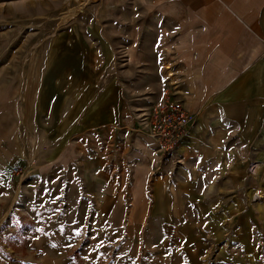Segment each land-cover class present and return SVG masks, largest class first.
I'll return each mask as SVG.
<instances>
[{"label":"crops","instance_id":"obj_1","mask_svg":"<svg viewBox=\"0 0 264 264\" xmlns=\"http://www.w3.org/2000/svg\"><path fill=\"white\" fill-rule=\"evenodd\" d=\"M174 1L138 6L142 11L172 13L154 23L160 33L152 41L157 49L180 28L190 42L192 15L201 25L218 19L209 26L215 40L208 42H218V62L234 61L232 75H238L237 61L245 58L241 54L253 58L256 45L264 48V0ZM116 6L126 11L127 4ZM108 21L123 29L119 35L111 36L109 27L100 30L98 22L89 31L102 38V52L88 50L84 34L76 33L87 51L80 69H51L49 62L56 65L64 58L59 52L48 54L44 68H23L16 111L17 80L14 70L4 69L0 230L22 238L21 243L1 244L27 253L6 264H74L75 257L81 264H207V255L212 256L209 264H264V52L197 113L200 129L209 125L206 128L218 126V131L188 133L175 155L184 164L192 162L177 166L170 160L152 181V169L127 163L131 132L125 129L138 121L128 103L127 80L121 71L118 79L112 78L116 70L111 68V45L147 43V23L130 24L135 31L128 36L124 17ZM50 83L64 94L60 99L42 94ZM79 89L87 93L86 100H76ZM117 127L124 131L117 132ZM195 139L202 140L198 146L203 147L195 149L189 143ZM230 142H236L235 149L225 153L223 145ZM185 145L188 155L181 151ZM216 153L221 156L218 172L230 176H218V187L204 174L205 161ZM210 187L218 190L209 193L205 189ZM223 187L230 194H218ZM149 201L152 210L147 211Z\"/></svg>","mask_w":264,"mask_h":264},{"label":"rangeland","instance_id":"obj_2","mask_svg":"<svg viewBox=\"0 0 264 264\" xmlns=\"http://www.w3.org/2000/svg\"><path fill=\"white\" fill-rule=\"evenodd\" d=\"M196 1L192 0V2ZM166 2L167 0H0V90L5 88L6 76L3 75L5 73L4 69L14 70V78L17 80L13 99L16 111L18 103L21 102L23 80L21 74L23 68L29 70L44 68L48 54L50 52H59L64 55V58L56 65L54 61L49 62L48 66L51 69H56L57 72L60 71L59 68L73 67V70L80 69L81 56L85 57L87 51L84 49L81 35L76 33L84 34L88 50L102 52L106 45L100 41L102 40L101 37H93L89 33L92 25L98 22L100 30H102L103 26L109 27L111 36L114 35L113 33L119 35L120 30L123 29L113 27L111 24L109 26L108 23L111 21L108 20H116L118 16H121L127 21L128 28H126V32L130 36L135 29H132L129 25L137 21L140 23L144 20L147 23V43L111 45L115 47V51L112 52V58L115 53V60L112 59L111 68L116 70V74L112 78L118 79V72L121 71L124 79L127 80L128 103L131 109L134 110V115L137 116L138 121L132 128L125 129L127 133L131 132L130 139H126L127 142H130V147L127 151V163L133 165V167L141 164L149 172L152 169L153 172L149 173V178L152 181L159 178L157 175L161 176L163 166L170 160L177 166L190 164L191 160L185 161V164L182 163V158L179 159L180 156L175 155L177 151L173 152V154H163V152H156L155 148L147 146L150 145V137L148 134L142 133L144 128L141 127V110L144 108L150 112L157 111L167 98L181 100L188 107L192 121L191 126L193 129L189 130L190 132L188 133H202L208 132V130L209 134L217 132L218 126L216 129L213 127L208 129L206 127H209V125H205L200 129L198 127L199 124L196 123L197 113L213 102V96L218 89L234 83L236 79L255 64L259 60L258 58L262 56L261 53L264 52V48L256 45L253 51V58H248L246 54H241L240 57L245 56V58H240L237 61L238 75H232L230 73L231 67L232 65L233 67L236 66L234 61L218 62V42H208V39L215 40L214 35H212L215 30L209 26L212 22H218V19L201 25L199 17L192 15L193 24H191L190 28V42L187 41L186 43L182 35L184 29L180 28L178 35H174L172 38L169 37L170 42L157 49L158 45L152 43V41L157 39L160 33L154 23L157 20H164L163 16L168 14L172 16V13L142 11L139 10L138 6L166 4ZM171 2L175 1L171 0ZM123 3L127 4L126 11H119L116 5ZM104 20L106 21L105 25L102 24ZM111 23L117 25L116 21ZM198 25L201 27H198ZM70 36L71 39L68 40ZM208 36L213 37L210 38ZM74 53L76 54V59H74ZM146 55L149 57L147 58ZM221 72L223 73L221 74ZM72 78L79 79L81 77L74 76ZM147 85L149 87L151 85L153 89L150 90ZM42 94H52L57 99H60V95H64L62 92L60 93L58 87L54 88L53 83L44 88ZM75 95L77 101L87 99V93L81 89ZM116 131L120 133L124 130H119L117 127ZM134 135H138L139 138L141 136L142 141L135 138ZM201 142L202 140L195 139L189 143L197 149L203 147L198 146ZM235 144L236 142L225 143L222 150L224 149L225 153H230L231 150L235 149ZM205 149L206 147L202 152L204 154L208 153ZM182 150H185L187 155L190 152L186 145L182 146ZM224 158H226V162L231 163L230 157L224 156ZM219 159H221V156L218 153L211 155L205 161L204 172L206 180L217 187L218 176L225 180L230 178L228 172L221 174L218 172ZM15 169H13V172L16 171ZM130 174L128 173V176ZM175 175L176 172L171 177L172 181L176 180ZM205 190L213 193L218 188L210 187ZM229 191V188L223 187L219 189L218 194H230ZM256 193V195H262L260 191H256ZM145 206L147 211L152 210L150 201ZM16 223L20 225L21 221H16ZM239 225L240 222L238 223ZM21 238L22 235L13 237L11 232L4 233L3 230H0V264H6L8 261L13 262V260L20 261L27 256V253L10 251L1 244L7 241L13 243L18 241V243H21ZM257 246L255 244L254 247ZM210 256L207 255L206 257L205 262L207 264L212 259V256ZM75 258L74 264H81L79 257Z\"/></svg>","mask_w":264,"mask_h":264},{"label":"built area","instance_id":"obj_3","mask_svg":"<svg viewBox=\"0 0 264 264\" xmlns=\"http://www.w3.org/2000/svg\"><path fill=\"white\" fill-rule=\"evenodd\" d=\"M140 119L142 133L148 134L151 140L147 146L163 154L177 151L192 124L188 107L181 100L170 98L157 111L141 110Z\"/></svg>","mask_w":264,"mask_h":264},{"label":"bare ground","instance_id":"obj_4","mask_svg":"<svg viewBox=\"0 0 264 264\" xmlns=\"http://www.w3.org/2000/svg\"><path fill=\"white\" fill-rule=\"evenodd\" d=\"M189 132H190V131H189ZM187 135H188V134H187ZM187 135H186V136H187ZM186 136H185V137H186ZM184 139H185V138H184ZM184 139H183V141H184Z\"/></svg>","mask_w":264,"mask_h":264}]
</instances>
